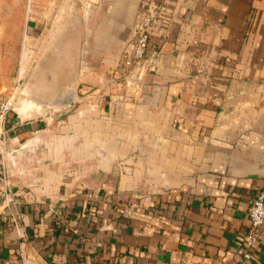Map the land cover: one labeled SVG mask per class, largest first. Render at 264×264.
<instances>
[{"label": "crops", "instance_id": "crops-1", "mask_svg": "<svg viewBox=\"0 0 264 264\" xmlns=\"http://www.w3.org/2000/svg\"><path fill=\"white\" fill-rule=\"evenodd\" d=\"M150 6L162 13L142 82L115 81ZM19 55L35 61L36 99L76 85L83 105L56 129L29 99L9 114L18 221L0 196V264H264V228L243 258L264 188V0H0V96ZM58 134L74 152L84 135L86 155L102 136L105 177H65ZM41 143L48 165L15 159Z\"/></svg>", "mask_w": 264, "mask_h": 264}, {"label": "built area", "instance_id": "built-area-1", "mask_svg": "<svg viewBox=\"0 0 264 264\" xmlns=\"http://www.w3.org/2000/svg\"><path fill=\"white\" fill-rule=\"evenodd\" d=\"M162 10L159 7H147L138 19L132 42L123 52L115 72V81L126 85L140 86L143 76L150 63V37L153 26ZM25 80L20 71L15 82L0 96V196L3 205L8 209L12 221L17 225L16 208L18 203L14 200L10 173L8 168L9 152L7 149L8 130L6 127L9 114L14 110L19 96L22 94ZM249 228L243 240V258H251L253 250L258 245L264 228V188L254 192L252 203L248 210Z\"/></svg>", "mask_w": 264, "mask_h": 264}, {"label": "rangeland", "instance_id": "rangeland-1", "mask_svg": "<svg viewBox=\"0 0 264 264\" xmlns=\"http://www.w3.org/2000/svg\"><path fill=\"white\" fill-rule=\"evenodd\" d=\"M21 56H13V70H12V78L10 83L8 84V87L15 82V79L17 78L19 72L21 71L24 76L25 83L29 85V81H31L32 75L35 72L33 68L35 67V61L33 58H29V63L26 64L25 61H21ZM7 87V89H9ZM79 91V88H78ZM80 92L83 93V90ZM78 93V92H77ZM81 95V94H80ZM23 99H29L28 101H31L33 104L38 106L39 108H42L47 113L48 119L51 121V127H55L56 129L58 127V123H61L62 121H68V116L73 115L78 110H80L81 105H83V101L80 98V96H76L74 104L69 107H61V108H53L50 106H47L45 104H42L38 102L35 98L37 96L34 95L33 97H30L29 95L21 94L19 98ZM47 97V96H44ZM19 100V99H18ZM74 116V115H73ZM83 123V121H82ZM78 125L77 123H75ZM71 124H61V126H69ZM97 126V125H96ZM58 127V128H60ZM79 128V127H78ZM82 134H83V124L82 127ZM107 124H101L98 125L97 128H95L98 133H104L106 131ZM105 130V131H102ZM58 137L61 139L60 142L53 143V147L55 149L54 155L55 158L60 160V170L61 173L64 174L65 177H68L69 174L76 173V177L78 179H91L90 181H100L105 177L106 174V167L101 168L99 166V163L103 161L102 158V152L100 151V141L102 136H95L92 137L93 142V150L88 155L85 153V138L84 135L78 136L76 140L77 149L75 152L72 148L69 147V142L65 141L64 139L67 138L66 135L58 134ZM142 138H145V136H142ZM42 151L37 153L33 147L32 148H26L25 146H19L15 151V159L18 158V161L21 157V151L25 150V153L28 152V164L31 165L34 162V167H31L32 170H37L38 167H36L35 161L37 158H41L42 161L45 162V164H49L51 162L52 157V151L47 150V145L44 143H41ZM61 147V152H57L56 149ZM70 148V149H69ZM75 155V156H74ZM91 160L92 166L86 165L87 161ZM19 164V163H18ZM191 172L193 170H196L195 167H190ZM11 182H12V175H11ZM12 184H14L12 182ZM16 185H20L19 183H16ZM30 186L33 184H29Z\"/></svg>", "mask_w": 264, "mask_h": 264}, {"label": "water", "instance_id": "water-1", "mask_svg": "<svg viewBox=\"0 0 264 264\" xmlns=\"http://www.w3.org/2000/svg\"><path fill=\"white\" fill-rule=\"evenodd\" d=\"M22 94L24 95H29L30 97L34 98V95L32 94V92L29 89V85L28 84H24V88L22 90ZM76 95H77V87L76 85H73L72 87H70L69 89L65 90L63 93L58 94L55 99H53L52 101H42L40 99H36L37 101H39L42 104H45L47 106L53 107V108H61V107H69L72 106V104H74L75 99H76Z\"/></svg>", "mask_w": 264, "mask_h": 264}]
</instances>
